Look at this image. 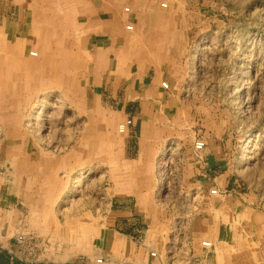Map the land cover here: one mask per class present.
I'll use <instances>...</instances> for the list:
<instances>
[{
  "label": "crops",
  "instance_id": "obj_1",
  "mask_svg": "<svg viewBox=\"0 0 264 264\" xmlns=\"http://www.w3.org/2000/svg\"><path fill=\"white\" fill-rule=\"evenodd\" d=\"M10 1L14 8L31 9L30 22L32 30L39 31V43L47 39L42 36L48 34L45 23L80 28L78 36L67 34L68 50L57 49L47 40L50 43L37 51L34 62L13 46L21 63L22 86L27 75L35 83L33 88L44 78L46 82L40 85L45 88L56 82L55 76L59 83L69 78V85L65 82L62 87L75 88L70 102L88 105L93 98L92 103L116 110L111 128L108 122H100L106 125L103 137L107 142L96 151L94 190L90 185L85 194L77 189L62 195L58 213L67 218L62 230H48L51 225L33 228L28 218L54 216L56 170L75 166L27 159L22 148L11 166L2 163L0 264H264V212L258 209L253 194L242 191L233 176L229 153L221 144L207 141L202 150L194 151L190 139L185 144L178 194L157 192V160L168 141L182 138L183 131L177 128L173 115L177 97L162 85L166 81L174 87L179 74L167 66L170 62L162 58L169 54L160 53V43H156L162 19L144 13L155 7L154 3L0 0V12L9 8ZM124 4L131 7L129 13L123 14ZM4 13L5 17L0 15V37L5 43L1 53L7 56L12 37L8 28L15 30L16 40L26 37L29 28L25 11L13 16ZM14 16L12 23L10 17ZM130 24L133 29L127 28ZM13 61L0 68L10 87ZM67 72L73 75L67 77ZM128 118L132 124L116 136V124ZM62 174L63 181L67 180L68 172ZM8 179L15 181L13 198L8 195ZM34 179L47 181L48 195L35 187ZM213 189L217 192L211 193ZM54 231L63 238L54 239ZM204 241L212 245L204 246Z\"/></svg>",
  "mask_w": 264,
  "mask_h": 264
},
{
  "label": "rangeland",
  "instance_id": "obj_2",
  "mask_svg": "<svg viewBox=\"0 0 264 264\" xmlns=\"http://www.w3.org/2000/svg\"><path fill=\"white\" fill-rule=\"evenodd\" d=\"M149 1L155 7L145 9V16L162 19L159 36H155L160 40L156 41L160 43V53L169 54L162 59L170 62L167 66L179 73L177 82L172 84L174 87L168 83V88L177 97L173 115L177 128L183 131L182 138L168 141L157 160V192L178 194L186 142L194 140L195 151L197 140H204L206 145L207 141L215 140L229 153L233 176L241 184L242 191L253 194L258 209L264 212V0ZM13 6L10 1L9 8H1L0 15L5 17L6 11L9 16L20 11L28 15L26 37L16 40L15 30L11 32L8 28L7 31L12 36V46L23 50L26 58L33 57L31 62L37 59V51L46 42L50 41L62 51L68 50L67 34L78 36L80 33V28L69 23H45L44 30L48 34L42 36L47 39L39 43L36 39L39 31L34 32L30 22L31 9L20 10ZM128 6H122L123 14L127 13L124 9ZM15 19V16L10 17L12 23ZM2 26L6 29L5 24ZM40 29L42 31V27ZM12 48L9 45L7 56L0 50V68L2 63L8 65L14 60L11 87L0 70V171L5 172L2 163L8 162L11 166L10 162L18 158L21 148L27 159L43 164L68 162L69 166H75L56 170V201L51 207L54 216L28 218L33 228L51 225L48 230H62L67 220L58 213L59 207L62 208V195L75 193L77 189L85 194L90 185L94 190L96 151L107 142L103 137L106 125L100 122H108L111 128L116 109L111 105H96L92 103L93 98L88 105L70 102L76 94L75 88L62 87L65 82L69 85V78L59 83L55 76L56 82H51L49 88L40 85L46 80L44 78L38 88H33L35 83L27 75V82L22 86L21 63ZM34 50L36 56L31 54ZM70 74L67 72L66 76ZM81 95L85 102L83 91ZM119 124L115 128L116 136L123 134ZM8 170L12 172L11 168ZM63 172H68L65 182ZM7 181L9 198H13L15 181ZM33 183L48 195L47 181L34 179ZM54 232V239L63 238L61 233Z\"/></svg>",
  "mask_w": 264,
  "mask_h": 264
},
{
  "label": "built area",
  "instance_id": "obj_3",
  "mask_svg": "<svg viewBox=\"0 0 264 264\" xmlns=\"http://www.w3.org/2000/svg\"><path fill=\"white\" fill-rule=\"evenodd\" d=\"M124 10H125V12L129 13L131 11V8L128 6V7H125ZM127 28L128 29H133V25L130 24V25L127 26ZM162 85H163L164 88H168L169 87V84L166 81H164ZM132 122H133L132 119L128 118L126 121L120 123L119 124V131L124 133L127 130V127L130 124H132ZM205 146H206V142L204 140H202V139H199V140H197L195 142V148L197 150H202ZM216 192H217L216 189L211 190V193H216ZM203 244H204V246H207V247L212 245V243L210 241H204ZM152 256L153 257L157 256V253L156 252H152ZM98 261L101 262V259L98 260Z\"/></svg>",
  "mask_w": 264,
  "mask_h": 264
},
{
  "label": "bare ground",
  "instance_id": "obj_4",
  "mask_svg": "<svg viewBox=\"0 0 264 264\" xmlns=\"http://www.w3.org/2000/svg\"><path fill=\"white\" fill-rule=\"evenodd\" d=\"M163 6H166V4L163 3ZM2 40H3V39L0 37V42H1V44H0V48H3V47H4L3 45L5 44V43L3 44V41H2ZM9 45H11L10 42L7 43V46H8L7 49H9ZM11 47H13V46L11 45ZM0 50H1V49H0ZM2 51H3V50H2ZM34 53L37 54V52H36L35 50H34V51H31V54L34 55V56H36V54H34ZM13 56H14V55H13ZM13 93H14V92H13ZM21 130H22V129H21ZM15 133H16V132H15ZM19 133H20V132H19ZM15 135H16V134H15ZM18 135H19V134H18Z\"/></svg>",
  "mask_w": 264,
  "mask_h": 264
}]
</instances>
